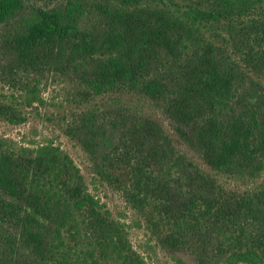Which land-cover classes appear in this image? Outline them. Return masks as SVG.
<instances>
[{"label":"trees","instance_id":"trees-1","mask_svg":"<svg viewBox=\"0 0 264 264\" xmlns=\"http://www.w3.org/2000/svg\"><path fill=\"white\" fill-rule=\"evenodd\" d=\"M48 79L86 106L64 133L161 249L264 264V0H0V119L23 124ZM136 98L211 171L262 182L225 190ZM0 264L147 263L66 153L0 136Z\"/></svg>","mask_w":264,"mask_h":264},{"label":"rangeland","instance_id":"rangeland-1","mask_svg":"<svg viewBox=\"0 0 264 264\" xmlns=\"http://www.w3.org/2000/svg\"><path fill=\"white\" fill-rule=\"evenodd\" d=\"M43 83V105L24 107L22 112L26 120L23 124L12 125L0 119V136L28 147L52 143L66 153L79 168L89 192L111 214L114 220L124 225L133 249L144 258L147 264H180V261L185 264H194L186 254H171L161 249L147 232L145 222L129 207L123 195L107 186L106 183L99 182L93 176L89 157L75 141L64 133L69 116L75 111L85 110L86 106L78 107L72 103L71 91L68 87L53 82L51 79H48L47 82L43 80ZM0 94L7 95V91L0 87ZM104 103L106 101L97 100L93 104L102 108ZM124 104L159 121L173 138L175 145L199 168L214 176L225 190L245 192L257 187L262 182L261 178L241 180L211 171L195 153L177 142L165 118L149 102L136 98L126 99Z\"/></svg>","mask_w":264,"mask_h":264}]
</instances>
